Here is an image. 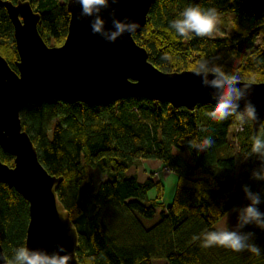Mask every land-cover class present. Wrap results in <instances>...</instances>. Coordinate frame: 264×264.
Segmentation results:
<instances>
[{
	"label": "trees",
	"instance_id": "16d2710c",
	"mask_svg": "<svg viewBox=\"0 0 264 264\" xmlns=\"http://www.w3.org/2000/svg\"><path fill=\"white\" fill-rule=\"evenodd\" d=\"M29 1L41 15L38 29L44 40L49 45L63 44L70 21L67 0ZM188 6L232 15L231 30L211 38L178 36L169 24ZM134 38L163 71L193 69L200 60H208L240 80L264 81V0H155L145 27ZM0 53L16 69L19 52L14 26L4 7H0ZM165 53L172 57L170 62L161 59ZM231 57L240 61L238 66L227 63ZM213 104L202 102L189 110L165 101L127 97L100 104L37 100L23 108L22 127L31 136L41 163L52 175L63 177L57 192L79 233L80 264H153L154 260L264 264V230L254 224L242 231L254 234L250 242L261 249L259 255L218 246L203 248L200 240H193L213 231L230 209L244 204L245 185L251 191L256 187L264 204V180L252 178L261 162L255 156H244L252 138L264 136V120L257 134L251 121L235 134L242 160L237 177L228 137L230 128L236 129L239 122L235 117L210 120L207 112ZM209 136L214 141L210 148L204 152L190 149L191 140ZM0 158L14 165V157L1 149ZM137 159H157L177 174L170 205L162 201L161 181L148 178L141 182L126 174ZM88 167L99 168L109 177L99 183L91 208ZM154 186L158 194L152 198L149 191ZM158 212L159 217L148 225ZM28 222V201L14 187L0 182V238L6 258L12 257L15 248L25 246Z\"/></svg>",
	"mask_w": 264,
	"mask_h": 264
},
{
	"label": "water",
	"instance_id": "95a60500",
	"mask_svg": "<svg viewBox=\"0 0 264 264\" xmlns=\"http://www.w3.org/2000/svg\"><path fill=\"white\" fill-rule=\"evenodd\" d=\"M155 0H118L102 15L111 27L116 18L135 21L143 30ZM14 26L19 59L14 69L0 53V149L14 157V165L0 158V182L14 187L29 203L25 246L48 253L63 246L70 264H80L77 227L58 196L63 177L52 175L41 163L31 136L22 127L21 112L30 102L57 100L68 103H107L127 97L165 101L174 107L194 110L199 103H214L211 90L202 86L192 69L163 71L149 60L148 50L125 34L115 43L93 35L91 18L80 19L76 0H67L68 34L63 44L49 45L38 29L40 13L29 0H0ZM251 83L249 99L264 120V81ZM243 102H241V109ZM6 255L0 238V264Z\"/></svg>",
	"mask_w": 264,
	"mask_h": 264
},
{
	"label": "clouds",
	"instance_id": "9594fccd",
	"mask_svg": "<svg viewBox=\"0 0 264 264\" xmlns=\"http://www.w3.org/2000/svg\"><path fill=\"white\" fill-rule=\"evenodd\" d=\"M76 3L81 8L79 18H91L90 27L93 35H99L108 43H115L125 34H134L139 27L135 21L127 17L124 20L116 18L115 9L110 12L111 27L106 26L107 22L102 13L112 4H117L118 0H76ZM219 23V13L215 8L202 9L199 6H188L180 13L179 18L170 21L169 27L180 37L211 38L217 32ZM161 59L170 62L172 57L165 53ZM192 73L201 78L202 86L211 90L214 104L207 112L210 120L222 122L230 117H235L241 129L249 121H259L256 105L249 99L251 83H241L238 76L226 73L221 65L210 63L208 60H200L192 69ZM241 102H243L242 109ZM213 143L214 141L209 136L203 140H191L189 147L196 152H204ZM244 156L245 159L252 156L259 159L260 167L253 171L252 178L264 180V136H254L251 149ZM243 191L250 203L243 208L235 209L238 214L235 229L206 231L194 236L193 240H200L203 248L218 246L234 252L246 250L259 255L261 249L250 242L254 234L242 232L241 229L249 224H254L264 230V212L260 211L258 207L262 203V197L259 193L252 192L246 185L243 187ZM70 259V255L66 253L63 246H59L52 253L20 246L14 249L10 259L4 258V264H70Z\"/></svg>",
	"mask_w": 264,
	"mask_h": 264
},
{
	"label": "rangeland",
	"instance_id": "374dc122",
	"mask_svg": "<svg viewBox=\"0 0 264 264\" xmlns=\"http://www.w3.org/2000/svg\"><path fill=\"white\" fill-rule=\"evenodd\" d=\"M220 23L218 25V30L214 35L218 34H227L231 30V16H223L220 15ZM228 17V18H225ZM261 41V38L259 39V42ZM227 63L232 66H238L240 61L236 57H231ZM237 130L234 127L230 128V134L228 137V141L230 143V148L232 154L236 157V169L234 172V175L237 177H240L241 173V155L239 153V148L236 144L235 141V134ZM182 155L189 159V154L187 152L182 153ZM87 172L90 173L91 175V191L89 193V196L87 198L88 202V207L91 208L94 203V197L95 193L97 191V187L101 181H104L108 179V175L104 172H102L99 168H93V167H88ZM127 175H135L139 181L144 182L148 178H152L154 181H161L162 184L164 185V194L162 201L163 203L167 206L170 205L174 192L176 189V184H177V174L175 172H171L167 170L165 167L162 166L161 162L157 159H137L135 160L134 164L128 169L126 172ZM252 192L254 193H260L256 187L252 189ZM158 194V187L154 186L150 191H149V197L154 198ZM262 197V196H261ZM250 203L246 199L244 204L242 203L237 204L234 206L232 209H230L218 222H216L213 226L214 230H222L225 228H229L230 230L235 229V226L237 224V212L235 209L243 208L247 206ZM263 203V199H262ZM262 203L258 205L260 211H263L264 209V204L262 206ZM159 217V212L156 214V217L153 220H149L147 222L148 225L152 224L157 218ZM242 231V229H241ZM243 232V231H242ZM153 264H166L165 260H154Z\"/></svg>",
	"mask_w": 264,
	"mask_h": 264
},
{
	"label": "built area",
	"instance_id": "2783aa9c",
	"mask_svg": "<svg viewBox=\"0 0 264 264\" xmlns=\"http://www.w3.org/2000/svg\"><path fill=\"white\" fill-rule=\"evenodd\" d=\"M243 129H244V127H243ZM243 129L240 128L239 124H238L237 127H236V130H243ZM166 169L169 170L168 168H166ZM169 171H170V170H169Z\"/></svg>",
	"mask_w": 264,
	"mask_h": 264
},
{
	"label": "flooded vegetation",
	"instance_id": "af4514ba",
	"mask_svg": "<svg viewBox=\"0 0 264 264\" xmlns=\"http://www.w3.org/2000/svg\"><path fill=\"white\" fill-rule=\"evenodd\" d=\"M14 2V1H13ZM17 2V1H16ZM5 8V7H4Z\"/></svg>",
	"mask_w": 264,
	"mask_h": 264
}]
</instances>
